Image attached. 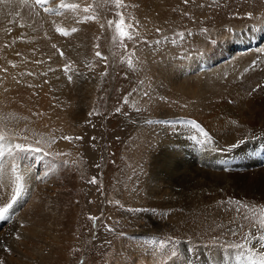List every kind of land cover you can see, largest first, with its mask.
<instances>
[{
	"label": "rangeland",
	"instance_id": "rangeland-1",
	"mask_svg": "<svg viewBox=\"0 0 264 264\" xmlns=\"http://www.w3.org/2000/svg\"><path fill=\"white\" fill-rule=\"evenodd\" d=\"M69 1L64 0L66 4H70ZM144 1L148 3V7L144 5ZM144 1L122 0L119 7L115 0H90L87 6L76 3L79 8L72 11L82 16L81 21L85 16H93L83 26L85 33H89L91 38L82 36L79 44H73L68 39L76 32L60 23L59 27L69 33L68 38H58L54 32L48 33L54 38H18L20 44L13 58H8L5 51L0 55V72L19 69L11 89L6 88V82L0 77V130L3 131H0V136L12 135L14 132V138L26 139V142L17 143H22L25 149L40 151L44 147L48 156L63 160L60 191L65 204V216L68 210L66 206L70 205V199L66 195V174L74 171L79 184L78 193H74L75 205L79 209V212L72 211V216L76 217L74 229L67 231L66 226L61 227V230L65 229L60 235L64 240L62 250L46 264H116L115 260L119 256L125 264H131V253L135 251L140 255V243L146 248L144 250H153L158 255L162 249L171 248L168 251L175 252L181 243L189 244L194 239L202 238L207 240V245L214 244L217 240L241 245L246 231L251 227L255 229L256 223L262 218L255 205L250 210L249 204L241 203L242 206L239 207L235 201H230L231 212L239 219L234 227L248 225L243 234H235V228L232 227L222 232H213V227L204 231L194 228L190 231L189 238L182 239L175 230H169L173 225H167L166 219L161 217L163 214L154 208L142 210L153 214L149 215L150 219L148 216L144 218L140 214V200L145 197L201 194L200 185L207 177L202 158V141L206 149L208 138L203 131L201 119L180 117L179 110L183 112L181 103L186 99L183 89L191 85L198 91L195 103L202 113L203 102L200 103L198 97L199 85L203 81L197 78L190 84L189 80L191 74L200 76L202 71L194 70V67L188 71H179V68L188 59L202 54V42L208 39L213 43L214 38L219 35L226 36V29L231 26L244 30L247 25H254L260 33L250 34L264 36V31L261 32L264 26V0H152V4L148 0ZM84 8L89 11L84 12ZM109 21L112 23L109 24ZM118 23L122 26L124 36L117 30ZM7 31L25 33L30 32V29L27 23L19 26L11 21L5 26L4 32ZM77 31L81 32V29ZM233 35L230 33V37ZM53 44L57 47L53 48ZM58 49L62 50L63 57ZM96 52H100L102 58H98ZM36 55L41 58L45 79L31 76L37 68V64L33 63ZM66 64L79 73L73 75L72 82L76 84L73 87L80 90L78 96L73 92L80 103L72 106L71 116L63 113V128H56L49 123L44 124V129L40 127L43 130L39 132L35 128L38 118L34 110L30 111L29 121L20 119L13 112H5L7 108L4 107L3 99L5 103L10 100L11 105L17 106L22 94V90H18L21 83L23 85L20 89L31 96H36L41 91L39 84L42 82L48 84V91L54 88L58 90L57 95L66 93L60 80L61 73L67 79L64 72ZM167 72L178 74L177 90L180 96L170 86L163 85L160 76ZM164 91L171 94L174 101L172 97L165 96ZM201 97L203 99V88ZM64 99L65 94L58 99L54 97L55 102H60V106H65L67 110L72 103L70 100L65 102ZM175 104L179 109L174 108ZM26 107H31L30 99ZM37 111L39 118L49 120V111ZM30 120L34 126L30 124ZM71 124L77 126L75 132L69 130ZM24 126L31 132L30 136L25 132L21 133ZM162 134L168 137L165 145L158 146V138ZM39 142L44 145H39ZM213 154L222 156V148L213 147ZM220 165L218 167L224 169L213 172L210 179L225 185L230 174L224 165ZM263 170L264 164L261 171ZM93 178L95 183H90ZM132 199H135L134 202ZM187 205L190 206L185 202L181 208L174 207L173 212L187 216L185 210L181 211L186 207L188 209ZM217 205L221 207L219 202ZM170 211L172 210L168 213ZM218 211L196 210L189 212V215L196 216L200 212L194 218V223L209 224L206 216L213 213L210 219H213L214 226L220 222L216 218ZM170 215H167L169 220L172 217ZM10 216L11 212L8 214ZM161 218L165 221H161ZM151 225H157L158 230L163 228L165 231L160 232L163 235L153 234L140 242V227ZM25 226L19 215L2 227L1 231L5 234L11 229H23ZM128 233L133 236V244L123 243L122 248L118 241L127 237ZM134 246H138V250ZM16 248L17 246L8 249L15 253ZM29 253L31 251L26 247L16 264L28 261ZM5 264L14 263L7 261Z\"/></svg>",
	"mask_w": 264,
	"mask_h": 264
},
{
	"label": "bare ground",
	"instance_id": "bare-ground-1",
	"mask_svg": "<svg viewBox=\"0 0 264 264\" xmlns=\"http://www.w3.org/2000/svg\"><path fill=\"white\" fill-rule=\"evenodd\" d=\"M148 1L149 3L152 2V0ZM59 3L60 0H51V3L45 5V7L56 10L50 13H45L31 0L27 4L21 3V0H11L10 3L0 4V55H3L5 51L8 58H13L20 44L18 38H45L46 36L54 38L52 34H48L50 32H54L58 38H68V35L62 36L56 31V27L60 23L61 26L70 31L73 27L77 30L81 29V32L76 31L68 39L73 44H79L82 36L91 38V35L85 33L83 28L86 22H80L83 19L82 16L74 13L72 9L58 8ZM69 3H80L87 6L90 0H70ZM144 5L148 7V3L145 1ZM11 21L19 26L27 23L30 32H4L5 26ZM261 29V32L264 31V26ZM230 33L234 34L233 37H230ZM250 33L260 32H257V27L250 24L244 30H237L236 26H231L226 29V36L219 35L218 38H214L213 43L208 39L202 42V54L188 59L179 68V71H188L192 67L194 70L202 71L200 76L194 74L189 76L190 84L197 78L203 81V84L199 85L200 96L198 97V101L203 102L202 113L195 103V96L198 95V91L191 85L183 89L186 99L181 103L183 112L179 110V113L180 117L202 120L203 131L208 138L206 149L202 141V158H204L202 161L205 162L207 177L200 185V195L180 194L141 199L140 214L144 218L148 216L147 218L150 219L149 215L153 214L145 213L142 210L154 208L163 214L161 217L166 219L167 225H173L169 230H175L182 239L189 238L190 231L194 228L204 231L213 227V232L218 230L222 232L232 227L235 228V234H243L244 228H248V225L244 224V227L243 225H236L237 227H234V224L239 223V219L234 216L235 214H232L230 201H235L239 207L242 206L241 203L249 204L250 210L252 209L251 206L255 205L262 218L256 223L255 229L251 227L252 229L246 231L243 236L244 243L241 245L226 240H217L214 244L207 245L208 242L204 238L194 239L189 244L183 245L181 243L178 250H175L176 255L173 256V252H169L171 248L162 249L161 254L158 255L153 250H144L146 248H143L142 243H140V247L134 246V249L140 248V255L133 251L130 255L131 264H261V257L264 256V247H262L264 240H261V237L264 236V170L261 171L264 164V36H252ZM63 46L65 47L64 43ZM33 63L37 64V68L31 73V76L45 79V69L41 64L39 55L33 58ZM17 72H19L18 68L0 72V77L6 82V88L10 87L11 89L13 87ZM60 76L61 84L64 85L63 91L66 92L64 93L66 97L64 101L70 100L69 102L72 103L69 109L65 110V106H60V102L54 100V97L58 99L64 94L57 95L58 90L56 91L54 88L48 91V84L42 82L39 84L41 91L36 96H31L27 91L20 89L23 85L21 83L18 90H22V94H20L21 97L17 106L11 105L10 100L5 103L3 99L4 107L7 108L5 112H13L20 119L29 121L30 111L34 110L37 114L36 118H38L35 128L39 132L44 129V124L49 125V123L56 128H63V113L67 116L73 114L72 106L80 103L79 98L76 99L73 92H76V96H78L80 90L78 87H73L76 84L69 82L62 73ZM160 77L163 79V85L170 86L173 92L179 95L177 90L178 74L167 72ZM202 88L203 99L201 97ZM164 95L172 97L174 101L171 94H166L164 91ZM29 99L31 107H26ZM174 108L179 109L176 104ZM37 110L49 111V120L39 118L40 114ZM64 110L65 112H63ZM30 124L34 126L33 121ZM24 127L22 128L23 131L20 130L21 133L25 132L24 134L30 136L31 132H28L27 127ZM76 128L75 124H71L69 130L75 132ZM13 133L12 135L5 134L6 137L2 136L5 138L0 141V150L4 153L3 156H0V168L3 169L0 171V206L10 201L15 194L14 189L17 183H22L23 195L16 202L11 211V216L0 220V264H5L7 261L16 264L20 261V253H24L26 247L30 249L31 253L27 254L28 261H21L20 264H46L62 250L64 240L61 239L60 235L65 232V229L61 230V227L66 226L67 231L74 229L73 224L76 217L72 216V211L77 210L79 212L78 205H75L74 194L75 192L78 193L79 184L74 171L66 174L68 186L66 195L70 199V205L66 206L68 210L67 216H65V204L60 191L61 169H63L61 162L63 160L60 161L48 156L43 150L44 147H41L42 150L40 151L16 149L15 145L18 142H26V139L14 138ZM167 137L166 134H162V137L158 138V146L165 145ZM223 144L227 145L224 146ZM39 145L44 144L39 142ZM213 147L222 148V156L212 155ZM208 159L211 161L208 162ZM220 164L224 165L230 174V179L226 181L225 185L212 182L210 179L213 172L224 169L218 167ZM178 175L175 174V176ZM17 176L22 177V181H17ZM135 199H132V202ZM184 201L190 204V206L187 205L188 209L186 207L181 210H185L184 212L188 213L187 216L184 213H174L173 208H181L180 206L185 203ZM217 202L221 207H218ZM234 208L236 207L234 206ZM205 209L219 210L216 212V218L220 222L218 221L216 225L212 226L214 221L210 218L214 214L209 213L206 216L209 219V224L205 222L202 224L194 223V218L200 212H197L198 215L196 216L189 215V212L196 210L202 212ZM169 210L172 211L168 213ZM169 214L172 215V217L170 215V220L167 217ZM19 215L26 226L23 229H11L3 234L1 231L3 225L5 224V227L7 223L12 222ZM140 220L143 221L141 216ZM174 223L180 225L175 226ZM156 229L157 225L140 227V237H138L142 240L140 242L153 234L163 235L160 233L165 231L163 228ZM17 237L21 240L20 242L12 241L17 240ZM132 238V234L128 233L127 237L120 238L118 242L121 247L123 243L133 244ZM203 241L207 243H201ZM16 246L15 253L9 251L8 248ZM119 258L115 260L116 264H125L121 259L122 257L119 256Z\"/></svg>",
	"mask_w": 264,
	"mask_h": 264
},
{
	"label": "snow or ice",
	"instance_id": "snow-or-ice-1",
	"mask_svg": "<svg viewBox=\"0 0 264 264\" xmlns=\"http://www.w3.org/2000/svg\"><path fill=\"white\" fill-rule=\"evenodd\" d=\"M11 0H0V4H7V3H10ZM29 2V0H21V3H24V4H27ZM31 2L39 7V8H42V10L45 12V13H50V12H55L56 10L53 9V8H50V7H45V5L51 3V0H31ZM115 3L116 5L119 7L122 5V0H115ZM58 8H65V9H73V10H76L79 8V5L76 4V3H70V4H66L64 2V0H60V3L57 5ZM84 12H88L89 9L88 8H84L83 9ZM93 19V16H85L84 17V20L83 21H80V22H86L88 20H91ZM112 22L109 21V24H111ZM101 27H103V25H101ZM117 27V30L118 32L120 33L121 36H124L125 33L123 32V29H122V26L120 23H118L116 25ZM56 31L62 35V36H67L69 33L64 29V28H61L59 26L56 27ZM72 32H76L77 29L76 28H72L71 29ZM131 38V37H129ZM53 48H56L57 46L55 44L52 45ZM60 51V55L61 57H63V52L62 50H59ZM95 55L98 57V58H102V54L100 52H96ZM52 70V69H50ZM64 72H65V75L67 76V79L69 80V82H72L73 80V75H79V73H76L75 72V69L71 68L69 65H65L64 67ZM69 72H71L72 74L70 75ZM196 127H199L198 125H196ZM4 137L0 136V141H3ZM64 139H70L68 137H64ZM243 142V141H241ZM15 148L16 149H19L21 151H27V150H32V149H25L23 145L21 144H16L15 145ZM4 153L2 150H0V156H3ZM3 169L0 168V171H2ZM16 180L17 181H22V177L20 176H17L16 177ZM90 183H95V178H93ZM14 195L11 197L10 201H8L7 203H4L2 206H0V220H4V219H7L8 218V214L14 209L15 207V204L16 202H18L19 198L23 195V185L22 183H17L16 184V187L14 189ZM17 239H19V237H17ZM261 240H264V236L261 237ZM262 247H264V245H262ZM173 256L176 255L175 252L172 253ZM261 264H264V256L261 257Z\"/></svg>",
	"mask_w": 264,
	"mask_h": 264
}]
</instances>
